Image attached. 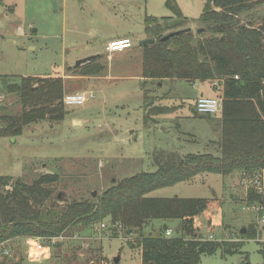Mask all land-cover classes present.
<instances>
[{
    "label": "rangeland",
    "instance_id": "rangeland-1",
    "mask_svg": "<svg viewBox=\"0 0 264 264\" xmlns=\"http://www.w3.org/2000/svg\"><path fill=\"white\" fill-rule=\"evenodd\" d=\"M196 31L205 0H176ZM167 0H0V87L21 75L48 74L62 70L66 93H93L85 104L67 108L65 119L43 120L26 125L17 137H0V175L21 176L31 182L43 173H58L56 191L67 200L101 191L112 181L137 172H153L156 149L175 150L183 155L217 153L211 141L218 139L220 112L203 116L193 110L195 98L204 87L220 92L214 82L193 86L190 81L152 82L142 76L146 16L161 22L177 19ZM264 12V11H263ZM112 38L130 39L132 47L108 52ZM100 56L104 66L99 75L83 76L74 68L78 60ZM80 65L79 67H81ZM74 69V71L70 70ZM78 67V68H79ZM145 85V86H144ZM210 87V88H209ZM155 97L152 106L163 113L150 115L145 91ZM16 113L21 109L13 95L0 96ZM159 109V110H160ZM169 110V111H168ZM149 115L148 121L144 116ZM253 174L205 172L150 191L149 197L215 198L207 212L199 214L196 225L204 239L243 241L239 251L223 256L204 254L200 264H264V231L257 239L243 236V228L257 224V213L247 193L257 177ZM97 195V194H96ZM94 228L41 239L49 254L33 258L28 238H15L0 245V262L6 264H142L139 249L126 243L124 230L104 220ZM172 235L179 220H154L145 227L155 231L163 226ZM115 231V232H114ZM118 232V234H115ZM130 237H135L133 234ZM9 250V254L3 251ZM246 256L249 257L246 260Z\"/></svg>",
    "mask_w": 264,
    "mask_h": 264
},
{
    "label": "trees",
    "instance_id": "trees-1",
    "mask_svg": "<svg viewBox=\"0 0 264 264\" xmlns=\"http://www.w3.org/2000/svg\"><path fill=\"white\" fill-rule=\"evenodd\" d=\"M166 5L177 17L172 23L154 16L145 18V33L155 41L142 44V76L157 83L222 81L219 136L211 141L217 153L183 155L156 149L152 155L155 171L117 179L97 195L90 191L89 196L70 201L56 191L58 173H43L31 182L21 176L0 175V245L15 238L71 234L94 228L106 219L116 230L125 231L126 243L140 250L142 264H200L204 254L221 249L226 256L244 245L243 241L203 238L196 218L211 208L215 198L147 194L200 173L228 175L238 170L258 176L261 182L260 190H248V204H264V0H205L201 15L193 20L202 31L190 27L176 0H167ZM174 31L180 32L161 40ZM100 58L95 56L74 68L80 75H99L104 69L97 63ZM2 95L15 96L21 109L14 113L0 104V137H17L26 125L58 122L69 113L63 103L64 77L59 67L48 74L21 75L16 80L5 76ZM153 99L146 89L144 102L150 115L167 111L152 106ZM148 118L144 116L145 121ZM154 220H179V227L170 236L166 223L146 231V225ZM257 229V224H251L243 236L260 242ZM133 234L135 237H130Z\"/></svg>",
    "mask_w": 264,
    "mask_h": 264
},
{
    "label": "built area",
    "instance_id": "built-area-1",
    "mask_svg": "<svg viewBox=\"0 0 264 264\" xmlns=\"http://www.w3.org/2000/svg\"><path fill=\"white\" fill-rule=\"evenodd\" d=\"M127 42L126 46L124 48H118V42L117 40H112L108 43L106 49L108 52H115V51H122L127 48L132 47V42L130 39L126 38L123 39ZM222 83V81H220ZM219 80L214 81L215 85H219ZM94 97L93 93L88 92H76V93H66L63 98V103L66 108H72L75 106H80L85 104L90 98ZM194 109L198 113H204L206 115L216 114L221 112L222 110V97H206V96H200L194 105ZM253 187L257 189H261V182L259 180V177L253 181L252 185ZM256 213H257V222H258V229L261 231H264V204L263 205H251L250 206ZM103 227H106L105 223H102ZM168 236L172 234L171 230H168L166 232ZM29 244L33 245L34 252H33V258L37 260H41L47 257L49 254L48 249L44 247V244L41 242L40 238L37 237H29ZM5 254H9V250L3 251Z\"/></svg>",
    "mask_w": 264,
    "mask_h": 264
},
{
    "label": "water",
    "instance_id": "water-1",
    "mask_svg": "<svg viewBox=\"0 0 264 264\" xmlns=\"http://www.w3.org/2000/svg\"><path fill=\"white\" fill-rule=\"evenodd\" d=\"M203 29H198V31H202ZM180 31H174V32H170V33H168V34H166L164 37H162V41H165V40H167L168 38H170V37H172V36H174L175 34H178ZM155 40L154 39H151V38H147V39H144V40H142L141 41V44H146V43H153ZM95 57V55H93V56H89V57H86V58H83V59H80V60H78L77 61V63H76V66H79V65H81V64H84V63H87L88 61H90L92 58H94ZM194 111H195V109H193ZM199 114H201V115H203V116H206V114H204V113H199ZM97 194V192L96 191H94L93 192V195H96ZM246 232V228H243L242 230H241V233H245ZM119 259H120V256H117L116 258H115V263H118L119 262Z\"/></svg>",
    "mask_w": 264,
    "mask_h": 264
},
{
    "label": "crops",
    "instance_id": "crops-1",
    "mask_svg": "<svg viewBox=\"0 0 264 264\" xmlns=\"http://www.w3.org/2000/svg\"><path fill=\"white\" fill-rule=\"evenodd\" d=\"M114 39H117V38H112L110 41H112V40H114ZM109 41V42H110ZM83 76H86V75H83ZM94 77V76H93ZM192 84H193V86H198V85H200V84H205V82H200V81H198V82H192ZM212 89H214V91H209L207 88H208V86H205L204 87V93H208V92H213L214 94L213 95H204L203 93L201 94V95H199V96H197L196 98H195V101H194V105H195V102H196V100L200 97V96H206V97H216L217 96V92H216V90H215V88H213L212 86H210ZM209 87V88H210ZM220 92H218V94H219ZM193 109H194V106H193Z\"/></svg>",
    "mask_w": 264,
    "mask_h": 264
},
{
    "label": "bare ground",
    "instance_id": "bare-ground-1",
    "mask_svg": "<svg viewBox=\"0 0 264 264\" xmlns=\"http://www.w3.org/2000/svg\"><path fill=\"white\" fill-rule=\"evenodd\" d=\"M117 41H119L118 42V48H124L126 46V44H127V42L122 40V39L117 40Z\"/></svg>",
    "mask_w": 264,
    "mask_h": 264
}]
</instances>
